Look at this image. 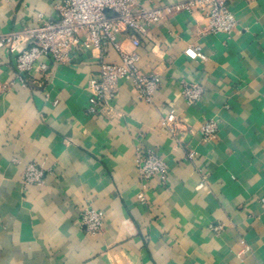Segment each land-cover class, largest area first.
I'll return each instance as SVG.
<instances>
[{
	"label": "crops",
	"instance_id": "obj_1",
	"mask_svg": "<svg viewBox=\"0 0 264 264\" xmlns=\"http://www.w3.org/2000/svg\"><path fill=\"white\" fill-rule=\"evenodd\" d=\"M227 1L238 20L231 34L208 32L204 15L185 10L139 44L121 32L161 85L147 102L122 80L98 115L87 111V80L102 62H121L112 46L103 58L86 50L49 60L47 75L27 85L0 49V264H264V0ZM56 5L0 0V34L56 18ZM198 45L205 60L185 52ZM184 82L204 87L199 101L187 103ZM210 120L218 131L206 140ZM148 150L168 163L165 181L142 177ZM31 162L45 170L40 185L22 181ZM87 206L105 213L99 233L81 222Z\"/></svg>",
	"mask_w": 264,
	"mask_h": 264
},
{
	"label": "built area",
	"instance_id": "obj_2",
	"mask_svg": "<svg viewBox=\"0 0 264 264\" xmlns=\"http://www.w3.org/2000/svg\"><path fill=\"white\" fill-rule=\"evenodd\" d=\"M108 12H107V11ZM199 12L209 22L210 33H233L238 20L227 0H182L172 4L145 6L137 0H57L56 18L38 17L35 27L13 30L0 34V49L6 48L14 58L17 80L22 85L38 75L46 76L49 60L53 63H66L73 54L86 50L98 51L99 57L108 56L112 46L120 55V63L102 62L97 75L87 80L91 91L87 111L98 115L109 102L116 98L120 81H130L140 92L141 97L151 102L161 85L159 75L143 73L136 50L127 51L118 39L121 32L130 31V37L139 44L140 35H146L151 28L161 25L176 11ZM115 14V15H114ZM186 54L193 59L207 58L201 46L188 47ZM183 94L187 103L194 104L204 94V87L197 82H184ZM166 123L175 126L178 115L172 110L166 116ZM206 140L216 137L217 122L207 121L201 127ZM138 164L144 179L159 175L165 181L169 166L163 156L153 150L140 153ZM45 170L38 164L28 163L22 174L26 185H40L45 179ZM205 176L198 188L205 185ZM140 199H144L142 193ZM264 207V195L259 199ZM104 211L87 206L81 222L90 233H99L104 228ZM217 229V227H216Z\"/></svg>",
	"mask_w": 264,
	"mask_h": 264
},
{
	"label": "water",
	"instance_id": "obj_3",
	"mask_svg": "<svg viewBox=\"0 0 264 264\" xmlns=\"http://www.w3.org/2000/svg\"><path fill=\"white\" fill-rule=\"evenodd\" d=\"M107 11V10H106ZM108 12V11H107ZM115 15V14H114Z\"/></svg>",
	"mask_w": 264,
	"mask_h": 264
}]
</instances>
